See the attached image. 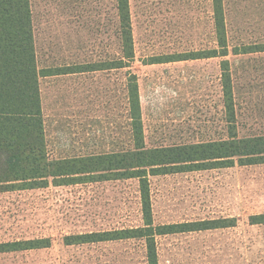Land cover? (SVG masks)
I'll list each match as a JSON object with an SVG mask.
<instances>
[{
    "label": "rangeland",
    "instance_id": "obj_1",
    "mask_svg": "<svg viewBox=\"0 0 264 264\" xmlns=\"http://www.w3.org/2000/svg\"><path fill=\"white\" fill-rule=\"evenodd\" d=\"M231 47L264 43V0H223ZM39 65L117 58L113 0H31ZM147 147L223 137L221 58L148 64L211 48V0H130ZM240 136L264 134V52L229 55ZM125 69L42 80L51 158L132 147ZM155 224L235 217L233 227L156 238L159 264H264V164L150 176ZM144 223L139 180L0 191V242L48 237L51 246L0 254V264H147L145 242L66 245L79 233Z\"/></svg>",
    "mask_w": 264,
    "mask_h": 264
},
{
    "label": "trees",
    "instance_id": "obj_2",
    "mask_svg": "<svg viewBox=\"0 0 264 264\" xmlns=\"http://www.w3.org/2000/svg\"><path fill=\"white\" fill-rule=\"evenodd\" d=\"M119 56L70 66L76 71L125 69L126 107L132 147L88 155L51 158L42 108L40 77L31 0H0V191L136 178L144 223L139 227L66 236V245L140 239L147 264H159L156 238L162 235L229 228L235 217L155 224L150 176L264 164V134L240 136L232 78L231 54L264 52V43L231 47L223 0H211L214 46L151 59L148 64L221 58L220 101L223 137L199 142L147 147L135 61L130 0H113ZM251 225L264 224V213L251 215ZM51 246V238L0 242V254Z\"/></svg>",
    "mask_w": 264,
    "mask_h": 264
},
{
    "label": "crops",
    "instance_id": "obj_3",
    "mask_svg": "<svg viewBox=\"0 0 264 264\" xmlns=\"http://www.w3.org/2000/svg\"><path fill=\"white\" fill-rule=\"evenodd\" d=\"M75 64H64L62 66H40L39 69L42 70V76L40 77V91H41V100H42V108L44 113V106H43V95H42V80L44 77H52V78H59V79H71L72 77L83 76L84 78L86 75L90 77L92 71H76L75 69L69 68L70 66H74ZM45 119V113H44ZM46 126V121H45ZM47 134V132H46Z\"/></svg>",
    "mask_w": 264,
    "mask_h": 264
}]
</instances>
